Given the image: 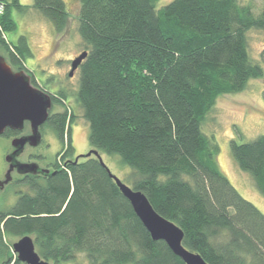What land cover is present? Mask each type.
<instances>
[{"label": "trees", "instance_id": "trees-1", "mask_svg": "<svg viewBox=\"0 0 264 264\" xmlns=\"http://www.w3.org/2000/svg\"><path fill=\"white\" fill-rule=\"evenodd\" d=\"M6 33L13 11L34 8L61 33L65 0H1ZM79 0L77 32L87 55L78 69L75 103L88 123V142L118 154L133 169L132 188L183 231L182 244L208 264H264V214L220 169L219 146L202 131L217 98L262 75L246 32L264 29V0L254 15L238 0ZM0 46L16 70L28 71L24 35ZM264 63V48L261 51ZM264 100V89L262 91ZM73 108L56 118L62 147L43 176L20 175L15 202L0 208V264H21L3 241L30 235L52 264L85 254V264H185L153 239L94 155H75ZM19 131L6 129L3 136ZM237 166L264 194V135L229 140ZM33 157V156H31ZM77 157V160H75ZM52 171H54L52 173Z\"/></svg>", "mask_w": 264, "mask_h": 264}, {"label": "rangeland", "instance_id": "rangeland-1", "mask_svg": "<svg viewBox=\"0 0 264 264\" xmlns=\"http://www.w3.org/2000/svg\"><path fill=\"white\" fill-rule=\"evenodd\" d=\"M170 0H157V6H161ZM21 4H31L32 0H19ZM69 11L68 24L61 32H55L52 24L41 16L34 8L29 7L24 11L14 9L16 27L7 33L10 41L17 43L19 36L24 35L31 50V56L25 57L24 64L28 71L35 72L39 77L45 72L69 69V59L77 56L84 50V44L77 32V14L79 0H65ZM240 4L251 6L254 15L261 12L263 0H238ZM248 53L253 62L259 63L262 67V75L257 78H250L246 86L239 92L220 95L212 109L206 114L202 124V131L208 136H213L219 146L217 160L220 169L230 180L236 190L247 200L252 202L264 214V194L259 192L254 184L251 175L241 170L233 160L230 152L229 140L244 142L264 135V100L262 91L264 89V63L261 60V51L264 48V29L251 28L246 32ZM0 54L5 57L10 65L5 50L0 46ZM11 66V65H10ZM12 70H16L11 66ZM26 72V71H25ZM27 73V72H26ZM78 72L76 73L77 86ZM76 115L70 131L71 142L75 149V155L88 153L92 147L88 142V123L82 115L79 106L73 107ZM27 123H24L25 132ZM49 142L45 147L25 146L20 160L34 159L30 154L35 155L42 152L43 162L53 160L55 153L62 147L53 131L46 135ZM12 137L0 136V180L4 177L7 163L5 156L12 149ZM96 149V148H95ZM97 150V149H96ZM108 169L128 186L133 184V169L121 160L118 154L106 153L97 150ZM12 178L18 177L11 173ZM17 190H27L21 184H6L0 191V208L12 205L17 197ZM19 237L5 236L3 241L12 252V243ZM87 258L84 253H77L74 260L62 261L57 264H85ZM23 264V263H21Z\"/></svg>", "mask_w": 264, "mask_h": 264}, {"label": "water", "instance_id": "water-1", "mask_svg": "<svg viewBox=\"0 0 264 264\" xmlns=\"http://www.w3.org/2000/svg\"><path fill=\"white\" fill-rule=\"evenodd\" d=\"M86 55L87 51L82 50L72 59L70 75ZM50 106L49 96L31 83L30 75L24 70H12L5 57L0 54V136L4 134L6 129L19 131L17 135L12 136V149L5 156L7 167L4 177L0 180V191L12 181L11 173H14V170L18 174H32L38 171L36 162H26L18 157L23 153L25 146L39 144L41 138L39 126L46 120ZM25 122L31 131H27L28 133L25 131L26 134H22ZM91 154L106 166L94 148L83 155L89 156ZM106 168L153 239L163 240L185 264H208L198 252L189 250L182 244L183 231L181 228L156 212L141 190L128 186L114 175L107 166ZM44 171L47 172L48 170ZM11 248L17 259L23 264H52L40 257L30 235L20 236L12 243Z\"/></svg>", "mask_w": 264, "mask_h": 264}, {"label": "flooded vegetation", "instance_id": "flooded-vegetation-1", "mask_svg": "<svg viewBox=\"0 0 264 264\" xmlns=\"http://www.w3.org/2000/svg\"><path fill=\"white\" fill-rule=\"evenodd\" d=\"M75 56L69 59V69L64 70H56V71H49L45 72V74L41 77H39L38 74L32 71H27V73L30 75L31 83L46 93L51 102V106L48 110V116L46 120L39 126V131L41 134L40 142L38 145L33 147H45L49 145V142L47 140V133L49 131H57L54 128V125L57 124L56 118H60L63 115V111L65 108H73L76 106L75 99H74V93L76 91V82H74V79L76 78V73L78 72L79 66L72 72L70 75V68H71V61ZM72 129V127H71ZM23 131V130H22ZM27 131H31L28 128H26ZM23 132L22 134H26ZM57 140H59L58 135H56ZM33 156L34 159H28L24 160L26 162H36L38 165V171L36 173H32V175L35 176H43L45 174H48L51 170V167L48 165L49 162H43L44 155L42 152H38L35 155L30 154V157ZM44 170H48L47 172ZM17 175V171L14 170ZM29 173H23L20 175H25ZM13 180V179H12Z\"/></svg>", "mask_w": 264, "mask_h": 264}, {"label": "built area", "instance_id": "built-area-1", "mask_svg": "<svg viewBox=\"0 0 264 264\" xmlns=\"http://www.w3.org/2000/svg\"><path fill=\"white\" fill-rule=\"evenodd\" d=\"M4 6H5L4 2L0 0V16L2 15V13L4 11ZM0 35L6 42H8L7 33L4 31L1 22H0Z\"/></svg>", "mask_w": 264, "mask_h": 264}]
</instances>
